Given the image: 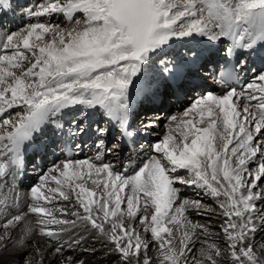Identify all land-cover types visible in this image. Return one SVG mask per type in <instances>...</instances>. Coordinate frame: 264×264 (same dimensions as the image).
I'll return each instance as SVG.
<instances>
[{
  "label": "snow or ice",
  "instance_id": "snow-or-ice-1",
  "mask_svg": "<svg viewBox=\"0 0 264 264\" xmlns=\"http://www.w3.org/2000/svg\"><path fill=\"white\" fill-rule=\"evenodd\" d=\"M8 7L9 0H0V9ZM27 15H59L64 23L41 19L22 31L0 32V149L7 155V162L0 161V177L5 184L22 171L24 153L46 125L63 127L57 117L66 109L82 106L72 121L79 120L73 134L82 133L91 120L87 109H99L123 135H131L130 90L155 97L158 89L152 88L149 73L157 66L166 75V89L187 87L204 58L197 37L227 39L229 56L239 51L241 58L216 76L223 94H202L179 117H168L166 134L152 145L159 155H150L131 173L103 162L100 154L73 160L69 152L30 189L28 211L14 215L10 210L16 207V190L9 187L0 207L5 217L0 254L19 252L24 264H31L24 251L35 231L24 222L30 212L38 217L40 235L59 242L80 221L104 235L126 264H150L148 241L134 226H125L126 219L135 221L140 215L143 231L159 245L161 264H181L192 236L208 228L185 215L188 208L199 210L200 201L184 199L173 209L180 200L179 184L202 188L216 200L223 197L219 207L226 219L221 229L234 261L264 264L252 245L256 220H264L254 203L262 198L264 185L261 192L253 191L264 177V70L237 90L248 62L243 53L252 55L257 47L264 52V0H42ZM177 40L188 41L186 50L167 59ZM241 98L248 101L242 109ZM96 131L103 135L107 129ZM102 145L100 140L97 147ZM258 156L255 169H250ZM180 170L185 174H178ZM59 201L71 203L56 207ZM169 225L184 229L179 250ZM9 228H18L20 238L14 240ZM63 249L59 243L55 252L62 254ZM213 252L219 257L222 250L209 243L201 256L217 264ZM61 264L84 262L65 257Z\"/></svg>",
  "mask_w": 264,
  "mask_h": 264
},
{
  "label": "bare ground",
  "instance_id": "bare-ground-1",
  "mask_svg": "<svg viewBox=\"0 0 264 264\" xmlns=\"http://www.w3.org/2000/svg\"><path fill=\"white\" fill-rule=\"evenodd\" d=\"M40 1L42 0H9L10 7L6 9H0V32L11 33L13 31L16 32L22 31L23 29H25L22 28L25 24L38 22L41 19L45 23L60 22L61 25L63 26L64 20L59 15H55L53 17H43V18H35L27 15L28 10H30L31 7L32 9L35 8V6ZM26 5L28 10L20 9L21 6H26ZM21 10L24 11L22 12ZM196 43L203 50H209L211 47L215 45L218 46L219 45L223 46L225 44L230 45L231 41L227 39H222L221 41L218 42H209L205 38L197 37ZM186 44H188L187 40L175 41L173 43L172 48L168 50L169 56L166 58L168 59L169 57L174 56L172 54L180 52V48L182 46H185ZM200 48H198L197 50H200ZM258 50H260L259 47H257L256 52H254L252 55H248L247 51L243 53V56L247 58L248 63L256 62ZM205 59L206 57L204 52V58L201 61L202 66L200 68L203 67ZM205 75L208 76L209 73ZM149 76L152 81L151 84L152 88L154 90L161 88L160 90H158V94L155 97H151L146 94H138L135 89L130 90V100H129L130 119H129L128 131L129 133H131L133 143L136 144L135 148L129 147L127 149L128 152L125 153H122L120 149L112 150L114 149V145L111 138L110 139L111 141H109L108 143H106V141H103V145L101 147H98L99 149L96 151L94 148H97V143L100 140H102V137L98 136L97 138L96 136H94L95 131L94 128H92L93 124H95L99 120H103V122L108 121L109 126H113V130L120 131V128L118 124H116L113 121H110L107 117H104L99 109H87L86 111L91 113V120L87 121L84 124V130L86 129L88 133L85 130L79 136L81 138V136L85 132L88 134V137L83 139V141L85 142V148L86 149L91 148V149L89 151L86 150L83 156L76 158L75 160L94 159L96 155L100 154L102 156V161L110 163L111 165H113L114 168L122 169L124 167L125 168L127 167L132 171L133 168L131 167V164L135 163L136 164L135 166L137 167L148 159L147 152L149 149L148 146L151 145L150 143L151 142L156 143L159 140H161L158 139L156 135H147L148 131L156 130V129L157 131H159L161 127H163L162 131L165 130L167 131V127H168V126L164 127L163 125L165 122L164 118L156 120V117L161 115H165L167 117H170L171 115H176L174 114V111L177 112V116L179 117L181 112L187 109L188 107H190V103H193L194 100L196 99L195 95L194 97H189L188 99H185V101L180 103V106L178 108L177 107L174 108L173 104L172 105L169 104L163 97L160 96L161 93L163 94L165 93L166 88L164 85V80L166 78V75L160 74L159 66L154 68L149 73ZM196 77L198 78L199 76ZM205 79L207 80L206 84L203 82L199 83V81H196L194 79L191 80L192 83H199L200 87H202V84H205V87L203 88V91H205L204 94L214 93L217 95H221L224 93L225 89L221 84L217 83L216 77L210 76ZM198 92L202 93V91H198ZM189 96H192V94H190ZM246 103H248V101L245 99L241 98L238 100V106H244ZM252 103L254 104L255 102ZM81 108L82 106H75L73 108L66 109L61 116L57 117L59 124L63 125V127L61 129H57L56 124L46 125L44 132L40 134V138L38 139L37 142H39L42 145L47 144L48 142L54 144V138L57 135H59V132L61 131L64 132L66 130H73L75 132L76 127L79 126V120H77L75 124H73L72 121L74 117L78 116ZM12 111L15 112L17 111V109H13ZM149 112L150 114L153 115L151 120H148L146 116L147 113ZM167 123L169 125L170 121L168 120ZM90 130L94 133L93 135L89 133ZM76 138L77 140H79V137ZM83 141L78 142L79 145L80 144L82 145V148L84 144ZM114 144H116L115 147H117L118 141ZM137 144H141V145L138 146ZM107 147H109V150L106 149L105 151V148ZM0 161L7 162V155L4 153L2 149H0ZM233 161H235L234 163L236 164L235 158H233ZM258 162H259V156L257 157L256 161L249 164V168L251 169L252 166L254 164H258ZM59 163L60 160L56 164L46 166L47 173L49 169H51L54 165H57ZM96 163H101V161H96ZM35 173L36 172L34 171L30 173L32 176L30 180L27 181L26 186L18 184V182L16 180H13L12 178H8L7 184H5L3 182L4 178L0 177V207H2V197L4 196V194L8 193L9 187H14L16 190L15 193L12 194L16 198V207L10 210V215H14L17 212L23 213L28 211V205L32 203L30 196V189L38 185L40 182V178L43 175L47 174L44 173L43 175H38ZM200 190H202V192L205 194V197L208 199L209 202H214L215 199L211 197L204 189L201 188ZM70 203L71 202L59 201L58 203H56L55 206L56 207L68 206ZM176 203H178V200ZM254 203L256 204L257 213H260L261 209H259L258 206L259 202L256 200L254 201ZM49 206L51 207L52 205ZM174 206L173 209L175 210ZM202 214L205 215L202 216ZM57 215H59V213H57ZM185 215L188 220H189V216L196 217L197 220L199 219L198 221L204 223V225H206L208 228L207 233H203L200 230L196 231V234L192 236L191 239V240L195 239L194 244H201L202 246L204 245V247L206 248L207 244L214 243L217 247H219L222 250L221 256L219 257H216L214 252L212 253L213 257L217 260V264H236L233 257L231 256V250L228 247L227 237L222 232L221 229V225L224 224V221L226 219V217L223 216V210L219 211V210H214L213 208H208L207 206H202L199 210L194 208H188ZM210 215L213 217H210ZM201 217H204V219H201ZM208 218H211L213 221H206V219ZM37 219H38L37 216L28 212V215L25 216V220H24V222H27L29 226H31L35 230L31 239L28 241L27 248L25 249V251L29 253V257H31L30 260L31 264H61V262L65 259V257H72L73 259L82 260L84 264H105L104 260H100L101 257L103 258L107 257L108 259H110L112 255L118 253L117 251H115L112 243L108 241L104 235L99 234L95 229H92L90 225L88 227H84L83 223L78 221L77 227L74 230L70 229L69 231L62 233L61 239L59 240V242H57L47 236H43L39 234V228L41 226L36 223ZM4 222H5V217L0 216V224H3ZM256 223H257V231L252 237V245L254 251H257V255L260 256L262 259H264V256L262 255L264 253V248L260 247V245H264V220H260L259 218H257ZM50 227L55 229L58 226H50ZM169 227L173 228L175 232L173 236V243L175 244L176 248L179 250L180 245L178 241L180 240L184 229L182 227L174 226V225H169ZM4 231H5L4 229L0 228V233ZM7 231L11 232L12 235H15L17 233L19 237L22 235V233L19 231L18 228L17 229L9 228ZM189 231H191L190 228ZM141 239L148 241V244H150L149 239L147 238L146 239L141 238ZM77 240L80 241L78 244L76 243ZM59 243H62L64 245L62 254L55 252V248L59 246ZM69 245H71V247H69ZM190 245L191 242L189 243V250L191 251L190 253L188 252L189 254L193 253V250L196 249V246H192L190 248ZM87 249L92 251H87ZM142 255L144 254L142 253ZM146 255L150 258V264H161L159 245H157L155 248L149 247V250L146 253ZM21 258H22V254L19 252L0 254V261H2V264H22V262L20 263ZM201 258L203 260H206L202 256ZM180 259L182 262L183 257H181Z\"/></svg>",
  "mask_w": 264,
  "mask_h": 264
},
{
  "label": "rangeland",
  "instance_id": "rangeland-1",
  "mask_svg": "<svg viewBox=\"0 0 264 264\" xmlns=\"http://www.w3.org/2000/svg\"><path fill=\"white\" fill-rule=\"evenodd\" d=\"M42 1H40L39 3H41ZM38 3V4H39ZM36 7V6H35ZM20 9H24V10H28L27 9V5L26 6H21L20 7ZM31 9H32V7H31ZM23 10V11H24ZM22 11V10H21ZM22 11V12H23ZM32 23H34V22H32ZM60 23V22H59ZM30 23H27V24H25L22 28H26L28 25H29ZM16 31H13V32H11V33H15ZM183 51V50H182ZM181 52V51H180ZM173 57L174 56H172V57H169L168 59H173ZM246 92H247V90H246ZM199 94V96L201 95L200 93H198ZM195 95V94H194ZM194 95H193V97H194ZM199 96H197V97H199ZM196 97V98H197ZM191 104L192 103H190V106H191ZM174 107V106H173ZM239 108H241L242 109V107L243 106H238ZM184 111V110H183ZM182 111V112H183ZM161 112H163V111H161ZM182 112H181V114H182ZM163 114V113H162ZM174 114H176L177 115V112H175L174 111ZM147 118H148V120H151V118L153 117V115L152 114H150V113H147ZM162 118H164V120H165V122H164V127L165 126H168V123H167V121H168V117L167 116H165V115H161V116H157L156 117V120H159V119H162ZM152 121H154V120H152ZM151 123H154V122H151ZM157 124V123H156ZM162 129H163V127H161V129L159 130V131H157V129L156 130H151V131H148V130H146V131H148V134L147 135H156L157 136V138L158 139H161L162 140V137L166 134V132L165 131H162ZM154 132V133H153ZM162 136H161V135ZM159 135H160V137H159ZM161 140H159V141H161ZM158 141V142H159ZM157 143V142H156ZM112 144V143H111ZM114 144V143H113ZM151 145H149L148 147H149V149H148V152H147V155H148V157L150 156V155H159V154H156V153H154L153 152V149H152V145H154L155 143L154 142H151L150 143ZM141 144H139L138 146H140ZM147 147V148H148ZM233 162V164L235 165V161H232ZM129 165V164H128ZM256 165L257 164H254L253 166H252V168L251 169H255V167H256ZM122 168V167H121ZM125 168V167H124ZM134 168H136V167H134ZM133 168V169H134ZM126 169L128 170V172L129 173H131L132 171H133V169H132V171L130 170V169H128L127 167H126ZM45 173H47V171H45ZM178 174H185V172H184V170H180V172L178 173ZM262 185H264V177H263V179H261V182L260 183H258V187L256 188V189H254V191L255 192H261V187L260 186H262ZM176 187H178L179 188V196H180V200H178V203H176L175 204V208L176 207H178L179 205H180V203H181V201L182 200H184V199H187V200H189V201H200L201 202V204H202V206H207L208 208H213L214 210H222L220 207H219V203L220 202H222L223 201V197H221L219 200H214V202H209L208 201V199L205 197V194L202 192V190H200L201 188H199V187H196V186H188V185H179V184H177L176 185ZM261 196H262V198L261 199H258L257 201L259 202L258 203V206H259V209H261V212H264V194H263V192H261ZM263 202V203H262ZM152 212V210L151 209H149V212L147 213L149 216H150V214H152L151 213ZM189 215V214H188ZM203 215H205V214H202V216ZM210 217H213V216H211L210 215ZM137 219L135 220V221H133V220H131V219H126L125 220V226L126 227H128V226H134L135 228H136V230H137V232L139 233V235H140V237L141 238H147V239H149L150 240V244H149V247H151V248H155L157 245H158V243L155 241V240H153L152 238H151V235H150V233H145L144 231H143V228H144V224H140L139 223V219H140V215H138L137 217H136ZM201 219H204V217H201ZM200 219V220H201ZM189 220H191V222L193 223V224H200V225H204V223H202L201 221H198L197 220V218L196 217H190L189 216ZM206 221H213L211 218H208V219H206ZM215 221V220H214ZM174 234H175V232H174ZM20 237H19V235H17V233L15 234V235H13V239L15 240V239H19ZM194 241H195V239H193V240H191V245H190V248L192 247V246H196V249H194L193 250V253H191V254H189L191 251L189 250V251H187V254H185V256L183 257V260H182V262H181V264H209V261H207V260H203L202 258H201V249H203V248H205L204 247V245L202 246L201 244H194ZM10 248H11V246H10ZM25 251V250H24ZM87 251H92V250H89V249H87ZM10 252H13V251H8V252H4V253H10ZM189 252V253H188ZM189 254V255H188ZM263 256H264V253L262 254ZM29 259L31 260V257H29ZM100 260H104L105 261V264H126V262L125 261H123V259L121 258V256H120V254L119 253H117V254H115V255H112L111 257H110V259H108L107 257H101V259ZM22 262V264H24V259L23 258H21L20 259V263Z\"/></svg>",
  "mask_w": 264,
  "mask_h": 264
}]
</instances>
